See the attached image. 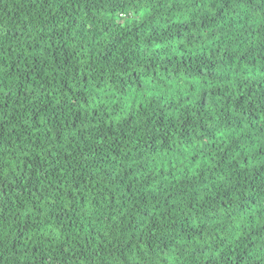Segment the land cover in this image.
<instances>
[{"label": "trees", "instance_id": "1", "mask_svg": "<svg viewBox=\"0 0 264 264\" xmlns=\"http://www.w3.org/2000/svg\"><path fill=\"white\" fill-rule=\"evenodd\" d=\"M0 264H264V0H0Z\"/></svg>", "mask_w": 264, "mask_h": 264}]
</instances>
